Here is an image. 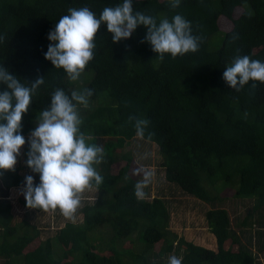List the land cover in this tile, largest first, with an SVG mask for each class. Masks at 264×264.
<instances>
[{
  "label": "trees",
  "instance_id": "16d2710c",
  "mask_svg": "<svg viewBox=\"0 0 264 264\" xmlns=\"http://www.w3.org/2000/svg\"><path fill=\"white\" fill-rule=\"evenodd\" d=\"M118 2L0 0V65L29 85L44 77L22 116L24 136L29 137L57 88L68 94L87 88L92 90L89 103L78 106L81 131L89 143L104 149V160L96 165L103 183L81 193L73 218L29 207L41 212L33 224L27 220L21 232L12 224L6 198L12 187L23 191L25 176L33 173L25 162L0 171V186L6 190L0 187V264H169L163 257L174 251L176 242L184 249L182 264H255L256 255L232 230L229 211L212 205L226 198L220 189L217 192L220 184L236 187L237 198L255 199L252 210L264 206V83L249 81L236 91L223 79L224 68L238 55L264 61V0H181L176 8L169 0H134V10L157 22L177 13L191 21L193 35L200 37L198 50L175 58L165 54L161 61L144 39V26L128 40L114 43L101 25L93 58L83 70L94 72L91 80L71 81L62 68L45 59L48 33L69 8L88 7L99 16L104 7ZM221 20L231 21V29L222 30ZM133 118L149 121L144 139L135 135ZM136 139L156 147L155 153L143 151L137 160L132 151H114ZM118 158L125 165L115 174L111 166ZM143 159L145 164L140 163ZM155 163L159 177L152 170ZM145 171L154 173V182H165L168 192H179L199 206L207 204L201 220L215 236V247L171 230L174 218L186 227L192 213L181 216L180 201L168 200L165 188L153 193L151 181L145 197H136L135 184ZM251 216L247 214L241 225ZM58 222L62 227L54 231ZM261 225L258 235L264 234ZM101 240L109 255L100 252ZM228 241L237 250L227 249ZM158 243L161 248L156 251Z\"/></svg>",
  "mask_w": 264,
  "mask_h": 264
},
{
  "label": "clouds",
  "instance_id": "9594fccd",
  "mask_svg": "<svg viewBox=\"0 0 264 264\" xmlns=\"http://www.w3.org/2000/svg\"><path fill=\"white\" fill-rule=\"evenodd\" d=\"M133 2L119 0L115 6L104 7L99 16L88 7L69 8V14L61 16L48 33L50 43L45 59L62 68L71 81H77L93 58L94 37L101 25H106L114 43L128 40L138 26H144V39L161 61L165 54L175 58L198 50L200 37L193 35L191 21L177 13L171 20L165 17L157 22L154 16L134 10ZM169 2L176 8L181 0ZM223 79L236 91L249 81L264 83V61L238 55L224 68ZM42 84L44 77H37L29 85L0 65V171L15 168L26 143L22 116L28 112L32 96ZM91 95L92 90L87 88L70 94L57 88L49 105L40 111L38 122L27 138L25 163L35 174L24 178L22 194L28 207L59 208L64 217L71 219L80 206L81 193L103 183L96 165L104 160V149L89 143L90 138L81 131L78 106H87ZM133 119L135 135L144 139L149 121ZM153 176V172L145 171L143 179L135 184L138 199L145 197V188ZM169 264H182V261L171 256Z\"/></svg>",
  "mask_w": 264,
  "mask_h": 264
},
{
  "label": "rangeland",
  "instance_id": "374dc122",
  "mask_svg": "<svg viewBox=\"0 0 264 264\" xmlns=\"http://www.w3.org/2000/svg\"><path fill=\"white\" fill-rule=\"evenodd\" d=\"M242 13V10L239 9V12L237 13V16L239 14ZM220 24L222 25V30L228 31L231 29V27L233 26V23L229 20H221ZM90 78V80L94 77V72L93 71H85L81 73V76L78 80L83 79V78ZM84 81L80 80L79 83H83ZM26 138V143L25 145L22 147L21 149V154L20 156L17 158V160H22V164L25 162L26 160V146H28L27 143V138ZM136 140H133L129 145H124V147L122 148H116L114 149V151H117L118 153H127L128 151H132V155H134V157L138 160L139 154L142 153H146L148 154H154L156 151V147H154L151 144H145V142L142 143H138ZM139 145V147H138ZM144 151V152H143ZM117 157H121V155H117ZM141 164H145L146 160H141L140 161ZM125 165V162H123V160L121 158H118L117 161L111 166V172L118 174V172L120 171L121 167ZM156 170V176L159 177L161 176L158 168L157 163H155V165L152 166V170ZM156 182L158 183V185L156 184ZM156 182H154V180H152L153 184V193L157 190L156 194L158 193V191H161L163 188H165V182H162V180H157L156 178ZM224 187V186H223ZM222 191V195L224 197H226L223 201H219L218 204H213L212 207L213 208H224L227 209L231 215V219H232V230L234 229L235 232H237L238 235H240L241 238H243L245 240V242L250 243L251 241V247H254V243L256 244V246L258 247V249H260L261 245L260 243H258L259 241V237L256 234V231L259 229V226L262 227V223H264V206L258 210H252L253 206L256 204V200L255 199H247V200H243L240 198H237L235 196L236 193V187H228V188H222L221 185H218V189L217 192ZM164 192H168V188H165L164 190H162ZM171 190H169V192L166 194V198L168 200H176L178 199L181 203V205L177 206V209L179 211V214L182 216L185 213H192V215H188L186 224H188L186 227H183L182 223H179V219H173V223L171 224V230H173L174 232H177L179 234H182L186 237L187 240H190L192 242H196L197 244L202 243L203 245H208L212 244L208 241L207 237L202 236L200 234L203 233H209L208 232V228H207V223L202 219L203 213L205 211L204 209V204H206L205 202H202L200 200H196V201H200L203 204L199 206V204H195L193 202H191L190 199H188V197L182 195L181 193H173ZM186 200V201H184ZM207 205V204H206ZM176 209V208H175ZM48 211V215L52 214V209H47ZM251 213V217L247 218L248 222L247 225L242 226L241 223L245 220V218L247 217V214L249 215ZM16 216H18L16 214ZM13 217V221L12 224H14V218H15V214H12ZM75 221V220H74ZM178 222V224L176 223ZM56 225L53 227L54 231H56L57 227H60L62 224L60 222L55 223ZM245 227V228H244ZM104 230V229H102ZM100 234V236H102V231L100 230L98 232ZM99 234L96 235V239H100L99 238ZM199 235V236H198ZM44 238V236H43ZM257 238V242L256 239ZM249 240V242L247 241ZM102 241V246L100 247V252L105 254H108L107 252H105L106 250H108V246L106 247L104 245L103 240ZM100 241L97 240L96 243H99ZM126 245L123 244V247H125ZM128 246V245H127ZM248 246H250V244H248ZM255 246V247H256ZM214 247V246H213ZM161 248V243L156 244L155 250L159 251ZM264 251V250H263ZM261 251V257L264 258V252ZM105 252V253H104ZM253 252L255 253V251L253 250ZM184 253V249L183 248H179V245L177 244V242L174 244V251L172 253H169L167 256H164L163 259L167 260L169 262V259L171 256H176L178 258H182ZM256 254V253H255ZM258 260H260V256L259 254H256ZM261 263V262H260Z\"/></svg>",
  "mask_w": 264,
  "mask_h": 264
},
{
  "label": "crops",
  "instance_id": "0c3cea01",
  "mask_svg": "<svg viewBox=\"0 0 264 264\" xmlns=\"http://www.w3.org/2000/svg\"><path fill=\"white\" fill-rule=\"evenodd\" d=\"M23 160V159H22ZM22 160H17V163H16V165H19V164H21L22 163ZM16 165H15V167H16ZM153 179H155V178H153ZM1 184V183H0ZM1 188H2V192H3V190H5V188L4 187H2V186H0ZM20 187H12V188H10L9 190H8V196H7V198H6V200L8 201V203L10 204V207H11V214H15V218H14V226H16L17 228H19V230H20V232L23 230V227L28 223L27 222V220H30V222L33 224L34 223V220L35 219H38V216H39V214H40V212H41V210H35V212H31V211H29L30 210V208L29 207H27L24 203H23V201H25V198H24V196H23V191H20ZM6 191V190H5ZM47 214H48V212H46ZM52 213L53 214H50V215H56V216H58V218L61 216V211L59 210V208H57V209H55V210H53L52 209ZM16 214L18 215V216H16ZM43 215H44V213H42ZM55 216V217H56ZM54 218V217H53ZM56 225V224H55ZM61 227H62V225H61ZM208 230V232L210 231L209 229H207ZM258 231H256V234H257V236L259 237L258 239H259V241L257 240V238L256 239H254V240H256V242L258 241V243H260V245L262 246L263 245V241H264V234L263 233H261V235H258V233H257ZM260 233V232H259ZM200 235H202V236H205V237H207V239H208V241L210 242V243H212V244H209L208 243V245H203L202 243H200V245H202V246H204V247H208V248H210V247H215L216 246V238H215V236L212 234V232L210 231L209 233H203V234H200ZM199 236V235H198ZM246 244H247V246H248V244L249 243H247L246 242ZM236 246L237 245H234L231 241H228V243H227V249H231L232 251L234 250H237L236 249ZM256 244L254 243V247H251V244H250V246H248L252 251L254 250L255 251V253L256 254H259V256H260V260H258V258H257V256H256V262H255V264H264V258L263 257H261V251H263V249H261V247H260V249H258V247L256 246ZM264 252V251H263ZM254 253V252H253ZM254 253V254H255ZM255 254V255H256ZM261 262V263H260Z\"/></svg>",
  "mask_w": 264,
  "mask_h": 264
}]
</instances>
